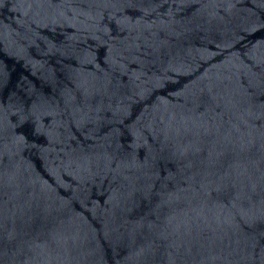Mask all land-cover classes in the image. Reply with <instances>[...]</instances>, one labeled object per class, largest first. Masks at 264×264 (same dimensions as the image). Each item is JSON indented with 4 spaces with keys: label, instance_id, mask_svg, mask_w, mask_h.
Here are the masks:
<instances>
[{
    "label": "water",
    "instance_id": "obj_1",
    "mask_svg": "<svg viewBox=\"0 0 264 264\" xmlns=\"http://www.w3.org/2000/svg\"><path fill=\"white\" fill-rule=\"evenodd\" d=\"M0 264H264V0H0Z\"/></svg>",
    "mask_w": 264,
    "mask_h": 264
}]
</instances>
